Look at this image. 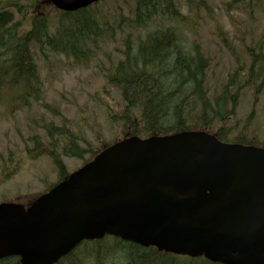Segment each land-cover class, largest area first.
<instances>
[{
    "label": "water",
    "instance_id": "water-1",
    "mask_svg": "<svg viewBox=\"0 0 264 264\" xmlns=\"http://www.w3.org/2000/svg\"><path fill=\"white\" fill-rule=\"evenodd\" d=\"M103 0H49L72 13ZM105 236L215 264H264V148L203 131L103 148L29 206L0 204V260L56 264Z\"/></svg>",
    "mask_w": 264,
    "mask_h": 264
},
{
    "label": "trees",
    "instance_id": "trees-1",
    "mask_svg": "<svg viewBox=\"0 0 264 264\" xmlns=\"http://www.w3.org/2000/svg\"><path fill=\"white\" fill-rule=\"evenodd\" d=\"M41 1L0 0V105L17 109L39 101L41 83L34 53L44 56L46 50L85 66L101 45L121 38L122 59L103 70V78L106 85L119 92L122 108L114 119L125 135L160 136L217 126L215 136L227 142L233 130L217 124L234 116L238 94L256 79L255 73H261L254 66L264 64V56H250L247 72L238 64L226 77L220 94L211 98L204 87L207 60L198 52H186L177 32L169 25L179 21L181 7L197 10L204 7L203 0H199L198 6L196 0H133L128 16L120 8L102 12L103 2L72 13H58L54 21L43 8L36 11ZM120 3L124 5V0H118L116 5ZM43 130L49 142L53 136L68 137L63 156L83 159L86 150L64 125L45 126ZM87 153L95 155L89 148ZM47 155L57 169L59 181L64 179L67 171L59 156L52 151ZM0 264L19 261L8 258ZM57 264L215 263L159 253L153 248L105 237L81 243Z\"/></svg>",
    "mask_w": 264,
    "mask_h": 264
},
{
    "label": "rangeland",
    "instance_id": "rangeland-1",
    "mask_svg": "<svg viewBox=\"0 0 264 264\" xmlns=\"http://www.w3.org/2000/svg\"><path fill=\"white\" fill-rule=\"evenodd\" d=\"M117 2L106 1L102 12L120 8L128 16L133 0H124V5ZM202 4L197 10L181 7L179 21L169 25L185 51L198 52L207 60L204 87L211 97L220 94L238 64L245 72L250 55H263L264 0H203ZM47 16L52 21L56 18L52 11ZM123 43L119 38L101 45L85 66L46 50L44 56L34 53L41 83L39 101L17 109L0 105V204L27 206L57 183V170L44 154L46 150L58 154L71 173L90 159L88 148L94 153L124 136L116 122L122 108L119 92L103 78V70L122 59ZM254 69L261 73H255L256 79L238 94L234 116L221 123L233 130L226 143L264 147V64ZM63 125L86 150L82 160L63 158L67 136H53L52 145L46 140L45 126ZM37 155L41 157L32 158Z\"/></svg>",
    "mask_w": 264,
    "mask_h": 264
}]
</instances>
